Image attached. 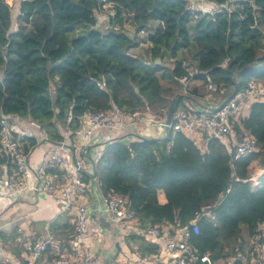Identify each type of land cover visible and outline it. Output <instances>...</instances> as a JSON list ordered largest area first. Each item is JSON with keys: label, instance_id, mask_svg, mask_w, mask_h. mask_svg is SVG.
I'll use <instances>...</instances> for the list:
<instances>
[{"label": "trees", "instance_id": "obj_1", "mask_svg": "<svg viewBox=\"0 0 264 264\" xmlns=\"http://www.w3.org/2000/svg\"><path fill=\"white\" fill-rule=\"evenodd\" d=\"M15 1L14 14L10 2L0 0V119H31L51 141L63 140L61 125L74 133L87 111L155 110L170 107L173 99L174 107H183L181 95L171 100L163 95L169 90L163 82L177 84L189 76L203 84L210 80L230 91L229 96L251 80L264 82V0L240 3L230 14L196 19L184 10L185 0H105L114 8L105 30L96 27L98 0ZM150 21L157 25L144 39L152 56L146 63L129 51L139 45L135 35ZM127 22L135 35L125 31ZM190 44L197 48L192 76L174 57L173 69L160 67L165 51L176 56ZM242 126L256 139L258 152L236 160L233 168L217 139L200 149L182 134H170L165 141L123 134L129 143L110 140L99 157L96 174L102 190L127 197L144 227L175 223L183 228L200 207L216 205L215 223L202 218L189 243L199 254L224 257L225 244L239 239L240 225L252 234L264 223V173L257 189L247 181L252 161L264 170V103L251 105ZM23 141L26 148L35 145L33 138ZM158 190L164 191L166 203H158ZM130 238L142 253L155 249L139 237Z\"/></svg>", "mask_w": 264, "mask_h": 264}, {"label": "built area", "instance_id": "obj_2", "mask_svg": "<svg viewBox=\"0 0 264 264\" xmlns=\"http://www.w3.org/2000/svg\"><path fill=\"white\" fill-rule=\"evenodd\" d=\"M185 1L184 10L195 19L198 15L230 14L239 9L240 3L249 2ZM98 3L105 10L102 23L110 28L108 17L113 16L114 8L105 0H98ZM182 81L185 83L187 78L183 77ZM224 93L221 85L209 80L202 84L200 107H174L171 112L166 106L155 110L145 106L128 113L115 108L87 111L79 119L73 144L69 140L51 141L48 133L31 119L1 115L0 157L4 158L0 162L1 195L22 194L32 186L29 185L32 178L35 183L32 190L35 193L43 191L53 199L60 214L73 222V232L66 243L52 235L37 243L23 236L21 242L26 251L24 259L20 261L19 257L0 252V264H101L97 254L85 246L86 239L98 236L102 231L98 220H95L98 217L124 235L137 234L145 244L155 247L150 253L136 249L130 260L111 259L104 264H264V223H259L252 234H247V238L237 239V244L231 246V253L228 254L226 248L224 257L213 259L208 253L199 254L189 243L190 235L199 233L198 223L202 218L215 223L216 205L200 207L183 228H178L175 223L167 227L141 226L127 197L112 189L103 192V183L96 174L101 154L95 158L88 156L90 166L84 158L89 153L87 146L95 131L116 129L127 132V135L142 136L136 132L141 127L143 133L161 131L164 136L166 132L169 135L182 134L200 149L207 145L208 140L217 139L230 156L229 164L233 168L236 160L258 152L256 139L243 128L242 121L248 116L250 105L264 103V82L251 80L241 91L220 101V94ZM24 137L33 138L35 145L26 148ZM121 140L125 144L129 143L123 136ZM39 144H45L46 150L39 166L33 169L29 164V155ZM256 162L254 160L249 164V172ZM263 173L259 165L250 173L247 181L252 189L261 186ZM169 230L174 233L171 235Z\"/></svg>", "mask_w": 264, "mask_h": 264}, {"label": "crops", "instance_id": "obj_3", "mask_svg": "<svg viewBox=\"0 0 264 264\" xmlns=\"http://www.w3.org/2000/svg\"><path fill=\"white\" fill-rule=\"evenodd\" d=\"M97 13L100 14V17ZM101 14H104V10L100 7L98 10L94 11L95 17L97 19L100 18L96 27L103 26V24L100 23L101 21L103 22L104 18L101 17ZM16 27L17 25L14 24L13 29L15 30ZM129 34L132 35L131 31H129ZM188 79L185 82L186 89L189 90L187 92V99L192 106L200 107L202 104L203 83L200 80ZM228 97L229 91H225L224 94H220V101H225ZM59 131L63 140H69L71 144L76 140L75 132L72 133L67 128H62L61 126L59 127ZM136 132L142 135L140 137L147 139L164 137V133L161 131L143 133L137 128ZM125 133L119 130L113 133V137L110 138H107L103 131L93 135L87 146L89 153L87 157L84 156L88 165L90 166L88 156L90 158L97 157L98 154L103 152L106 142L121 138ZM94 136H96L95 140H93ZM45 150V144H39L32 149L29 155V164L33 169L39 166ZM81 155H84V151L81 152ZM254 165L256 166L254 169H256L259 164L256 162L252 165V168ZM251 170L252 169H250V172ZM32 186L20 195L7 196L1 195L2 193H0V252L4 255L19 257L20 261L24 259L26 254L21 242L23 236L29 238L32 243H37L38 241L47 239L48 235H52L66 243L73 232V222H71V219L60 214L59 207L51 202L49 196L45 192L39 191L35 193L32 190ZM157 200L159 204L166 203L163 190L157 191ZM91 202H93V200H91ZM95 220H98L102 231L100 235L86 239L85 246L90 247L97 254L101 264L111 259H116L118 261L130 260L134 256L136 249L139 250L137 244L130 238L138 237L137 234H134L135 236L124 235L118 229L109 225L103 218L98 217V219ZM240 236H242L241 233ZM88 237H90V235Z\"/></svg>", "mask_w": 264, "mask_h": 264}, {"label": "rangeland", "instance_id": "obj_4", "mask_svg": "<svg viewBox=\"0 0 264 264\" xmlns=\"http://www.w3.org/2000/svg\"><path fill=\"white\" fill-rule=\"evenodd\" d=\"M8 4L12 5V8L14 10V14H15V9H14V3L12 2V0H7ZM18 0L15 1V3L17 2ZM13 3V4H12ZM104 13H105V10H104ZM98 16L100 15L99 13H97ZM100 17V16H99ZM101 17H105V14H101ZM100 21V18L97 19V23H99ZM102 23V21L100 22ZM103 26L100 27L99 29L100 30H105L106 29V26L105 23H102ZM149 27H147L144 32H140L139 34H136L135 35V32H134V27L133 25L130 23V22H127L125 25H124V29L125 31H131L132 35L134 33V35L137 37V40L140 41L139 45L136 47V48H133L131 49L129 52L138 56V58H141L142 60L146 61V63H150L152 61L151 59V52H150V45L149 43H146L144 41V39H146V35L148 34L149 31H153L155 28H156V25H157V22H154V21H150V23L148 24ZM190 27V32H192L191 28H192V24L189 26ZM192 36H193V32L191 33ZM263 43H264V38H263ZM197 50V48H196ZM195 48H194V45L193 44H190V47L186 50H181L177 53L176 56H173V55H170V51H165V56L163 57V60L161 61V65L160 67L164 70H168L170 71L171 69H173V65H174V60L177 59V60H182L184 65L187 67V70L189 72V75H193L194 74V68L192 65H195L196 64V59H195V52H196ZM262 54L264 53V50H261L260 51ZM171 57H174V58H171ZM190 63H192V65L190 66ZM159 64V63H158ZM188 78H191L190 76L187 77ZM193 79V78H192ZM189 80V79H188ZM163 87L165 89H169L168 91H166V93H164L163 95H165L169 100H171L172 98H175L177 95H182V103H183V106L184 108H192L193 106L189 103L188 99H187V92L189 91L188 89H186V84L182 81V79H178L177 80V84H170V83H167V82H163L162 83ZM103 86V85H102ZM52 89V88H51ZM229 93H231L229 91ZM52 97H53V94H52ZM54 99V97L52 98ZM251 107V105H250ZM250 110V108H249ZM62 128H67L65 125L62 126ZM140 131L142 132L143 129L141 127H139ZM100 131H103L105 132L104 135H106L107 138H110V137H113V133L119 131V130H116V129H113V130H109V129H100V130H97L94 132V135H96L98 132ZM119 134V132H118ZM95 137H93V140H95ZM256 166L254 165L253 168H251V172L252 173L254 171V168ZM32 181V178L30 179L29 181V185H34L35 183ZM50 198V197H49ZM51 202H53V199L50 198ZM240 228H241V235L244 237V238H247V230H246V227L244 225H240ZM246 235V236H245ZM242 236H239V239H243ZM237 244V238L235 239H231L229 242H227L225 244L226 248H227V253H231V246L232 245H236Z\"/></svg>", "mask_w": 264, "mask_h": 264}, {"label": "water", "instance_id": "obj_5", "mask_svg": "<svg viewBox=\"0 0 264 264\" xmlns=\"http://www.w3.org/2000/svg\"><path fill=\"white\" fill-rule=\"evenodd\" d=\"M127 35H128V33H127ZM155 64H158V63H160V59L159 58H156L155 59ZM175 99H173L172 100V102H171V104H170V107H169V111L171 112L172 110H173V108H174V106H175ZM168 136H169V132H166V135L163 137V138H155V139H153V140H157V141H165L167 138H168Z\"/></svg>", "mask_w": 264, "mask_h": 264}]
</instances>
